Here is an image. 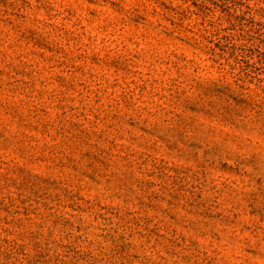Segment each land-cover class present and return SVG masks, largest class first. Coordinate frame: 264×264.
I'll list each match as a JSON object with an SVG mask.
<instances>
[{
  "label": "rangeland",
  "instance_id": "374dc122",
  "mask_svg": "<svg viewBox=\"0 0 264 264\" xmlns=\"http://www.w3.org/2000/svg\"><path fill=\"white\" fill-rule=\"evenodd\" d=\"M0 264H264V0H0Z\"/></svg>",
  "mask_w": 264,
  "mask_h": 264
}]
</instances>
